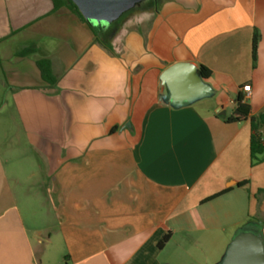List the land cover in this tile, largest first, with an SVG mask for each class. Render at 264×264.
Here are the masks:
<instances>
[{
	"label": "crops",
	"instance_id": "0c3cea01",
	"mask_svg": "<svg viewBox=\"0 0 264 264\" xmlns=\"http://www.w3.org/2000/svg\"><path fill=\"white\" fill-rule=\"evenodd\" d=\"M56 2L0 0V264H224L240 235L264 252V160L249 120L225 122L239 94L264 115V0L145 2L109 45ZM175 63L211 94L171 105Z\"/></svg>",
	"mask_w": 264,
	"mask_h": 264
},
{
	"label": "water",
	"instance_id": "95a60500",
	"mask_svg": "<svg viewBox=\"0 0 264 264\" xmlns=\"http://www.w3.org/2000/svg\"><path fill=\"white\" fill-rule=\"evenodd\" d=\"M91 25L108 26L122 14L139 8L148 0H70ZM163 95L173 106H183L208 97L211 90L203 82L199 70L190 63H175L160 74ZM129 127V123L126 124ZM224 264H264V252L259 237L240 235L230 245Z\"/></svg>",
	"mask_w": 264,
	"mask_h": 264
},
{
	"label": "trees",
	"instance_id": "16d2710c",
	"mask_svg": "<svg viewBox=\"0 0 264 264\" xmlns=\"http://www.w3.org/2000/svg\"><path fill=\"white\" fill-rule=\"evenodd\" d=\"M54 2L55 7L57 6L56 1L52 0ZM66 4L70 8V10L77 15L82 21L86 22L89 27L91 28V31L95 35V38L99 43H102L104 45H109L108 36L111 32V29L113 27L117 26V24L110 25V26H102L101 25H91L89 22L85 21L81 14L78 12L77 8L74 6V4L70 0H65ZM158 3V0H149L146 2L139 10L147 11L151 10L152 8L156 7ZM124 15L121 20L125 17ZM258 43V35L256 33L253 34L252 42H251V59H252V65L254 66L255 59H256V48ZM39 67L42 72L43 79L46 80L49 83H53V79L50 75L49 71V65L47 62L39 63ZM199 75L202 79H207L211 72L206 69L205 67L199 66ZM242 95H237L235 99L236 108L234 112L231 114V116L225 118L226 123H235V122H241L245 120H249L250 122V137H249V159H250V166L254 167L257 164L261 163L264 160V144L261 139V135L259 132L260 126L264 123V115L258 116V117H249V108L247 105H245L243 102ZM246 183H241L238 186H244ZM227 191H223L213 197H211L208 200H211L215 197H218L222 194H224ZM260 194H264V191H260ZM169 236L165 235L160 242L158 243V248H162L164 244L167 242Z\"/></svg>",
	"mask_w": 264,
	"mask_h": 264
},
{
	"label": "built area",
	"instance_id": "2783aa9c",
	"mask_svg": "<svg viewBox=\"0 0 264 264\" xmlns=\"http://www.w3.org/2000/svg\"><path fill=\"white\" fill-rule=\"evenodd\" d=\"M242 93H244L246 95H249V93H250V86L249 85L243 86L242 87Z\"/></svg>",
	"mask_w": 264,
	"mask_h": 264
},
{
	"label": "rangeland",
	"instance_id": "374dc122",
	"mask_svg": "<svg viewBox=\"0 0 264 264\" xmlns=\"http://www.w3.org/2000/svg\"><path fill=\"white\" fill-rule=\"evenodd\" d=\"M36 220V222H39V219H35Z\"/></svg>",
	"mask_w": 264,
	"mask_h": 264
}]
</instances>
